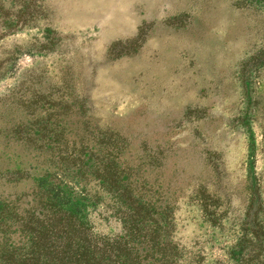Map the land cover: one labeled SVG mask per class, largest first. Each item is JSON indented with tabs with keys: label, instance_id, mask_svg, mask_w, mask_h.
Masks as SVG:
<instances>
[{
	"label": "rangeland",
	"instance_id": "rangeland-1",
	"mask_svg": "<svg viewBox=\"0 0 264 264\" xmlns=\"http://www.w3.org/2000/svg\"><path fill=\"white\" fill-rule=\"evenodd\" d=\"M47 187L113 236L127 192L175 218L181 264H236L264 232V0H0V198Z\"/></svg>",
	"mask_w": 264,
	"mask_h": 264
},
{
	"label": "trees",
	"instance_id": "trees-1",
	"mask_svg": "<svg viewBox=\"0 0 264 264\" xmlns=\"http://www.w3.org/2000/svg\"><path fill=\"white\" fill-rule=\"evenodd\" d=\"M113 181L102 177L109 186L115 185ZM110 195L120 203L113 212L122 224V233L116 236L98 234L89 225L92 210L87 196L64 198L47 187L39 195L41 208L29 209L27 214L16 202L0 198V232L19 231L26 239L25 245L0 246V264H181L184 254L174 237L175 218L169 214L159 220L150 215L149 221L145 202L120 190ZM258 231L264 237L260 224L253 222L229 248L227 253L236 264H264V255L260 256L264 238H253ZM244 232L252 233L248 237ZM153 251L161 253L154 262L149 256Z\"/></svg>",
	"mask_w": 264,
	"mask_h": 264
}]
</instances>
